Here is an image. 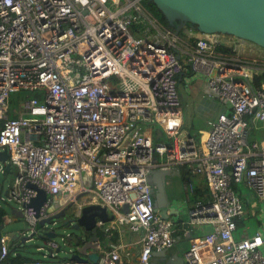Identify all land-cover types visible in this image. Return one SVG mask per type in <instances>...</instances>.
<instances>
[{
  "label": "built area",
  "instance_id": "1",
  "mask_svg": "<svg viewBox=\"0 0 264 264\" xmlns=\"http://www.w3.org/2000/svg\"><path fill=\"white\" fill-rule=\"evenodd\" d=\"M187 34L195 40L176 35L142 0H0V151L15 167L7 196L32 230L87 193L85 204L105 205L112 216L97 226L141 233L137 264H149L176 238L174 221L154 208L147 177L157 167L188 165L203 173L209 194L188 215L209 228L190 238L187 264H264L259 231L234 236L246 212L236 186L264 200V79L254 81L264 58L238 52L244 40L232 35ZM185 73L205 79L209 95L226 106L195 134L182 127ZM13 91L27 96L11 116ZM144 122L158 124L166 140ZM29 183L46 193L38 210L27 205L37 196ZM187 188L191 194V181ZM6 240L0 235V260ZM46 245L54 255L59 242ZM123 250L97 244L87 250L96 261L63 264H122Z\"/></svg>",
  "mask_w": 264,
  "mask_h": 264
},
{
  "label": "water",
  "instance_id": "2",
  "mask_svg": "<svg viewBox=\"0 0 264 264\" xmlns=\"http://www.w3.org/2000/svg\"><path fill=\"white\" fill-rule=\"evenodd\" d=\"M157 9L161 12L167 25L173 27L176 35L185 26L197 29L199 32H217L226 33L243 40L254 42L264 47V0H151ZM8 153L6 149L0 151V168L4 164V170L10 171V164L7 161ZM173 169H175L173 167ZM157 174V182L154 185L155 210L160 209L161 216H166L164 211V178L170 174V169L154 170ZM29 186L37 190V196L34 197L27 205H32L36 210L39 209L42 202L46 199L44 190L37 188L34 184ZM7 195V190H5ZM80 194L76 197L79 198ZM75 201L70 202L67 206L59 211L51 213L48 217L40 219L32 230L34 235L40 228L49 223H58L60 226L69 228L72 232L61 235L63 243L71 245L69 259L86 261L87 257L93 261L97 260L96 251L87 253L89 248L95 249L98 244L97 220L108 221L111 215L108 213L105 205L100 203H88L77 208L76 216H69L67 207ZM15 212V209H12ZM18 216L22 217L21 209H18ZM50 211V210H49ZM51 212V211H50ZM1 235V226H0ZM55 229H44L41 237L45 240L56 238ZM13 234L11 241L17 238ZM27 236L22 238L25 242ZM42 250L43 247H38ZM62 249L61 244L54 250V254ZM54 256V255H51Z\"/></svg>",
  "mask_w": 264,
  "mask_h": 264
},
{
  "label": "rangeland",
  "instance_id": "3",
  "mask_svg": "<svg viewBox=\"0 0 264 264\" xmlns=\"http://www.w3.org/2000/svg\"><path fill=\"white\" fill-rule=\"evenodd\" d=\"M217 34L219 35L220 40L224 38L225 39L229 38L228 37L229 34L226 33H217ZM186 39L189 40L187 36ZM237 50L242 54L255 55L264 58V47H261L256 43L250 42L248 40H244V44L242 47L237 46ZM115 78L116 77H114V79ZM178 89L183 96H186V94L189 92V89L183 86V82L178 83ZM26 96L27 93L25 91H20V92L13 91L9 94L8 97L9 115L11 116L15 115L22 110L23 101ZM216 101L219 102L217 99ZM183 115H184L183 117L184 123L182 127L183 130L184 129L187 130L188 134H192L196 132L197 128L200 126H207L206 117L200 114L199 115L195 114L190 104L187 105L185 104L183 106ZM144 124L145 126H151L154 131L158 129V135L160 136V138L166 140L165 133L162 131V129H160L158 124L149 123V122H144ZM254 135L256 136V138H259L258 134H254ZM187 169L189 170L191 178H193V180L198 182H203V180H205V177L202 172L200 173L192 172L188 165H184L180 167L181 172H184ZM14 172H15L14 166H11L10 171L3 172L2 170H0V206L5 209L7 216L11 217V220L9 222H5L4 217L2 218L3 227L1 228V234H3L7 238L6 242L8 245H10L12 253L14 254L20 253L22 255L21 256L22 258H18L17 260L14 259L9 260L7 258V261L11 262L12 264H22V261L28 257V258L38 259L40 261L39 262L40 264H63V261L65 259H69L70 257L69 251L73 247H71L69 243L66 242L63 243L60 236L66 235L67 233L72 232V230L69 228L62 227L58 223H49L44 225V227L40 228L34 235H31L32 229L29 227L27 221L23 217H13L11 214L12 208L20 209L21 205L15 202L13 199L8 198L5 194V190H7V187L11 182L14 176ZM147 180L151 185V189H153V186L157 182L156 174L153 170L152 172L149 173ZM180 183H181L180 189L182 190V182L180 181ZM238 188H241V190L246 195L247 200L249 201L248 213L244 214L241 217L242 220L240 225L238 226V230L240 231L247 230L249 233H252L253 230H257L264 237V200L263 201L257 200V197L253 195V191L247 186L241 185L238 186ZM91 194L92 192L90 193V195ZM87 196H88L87 193L81 194L73 204H70L67 207V213L69 214V216H76L77 208H79L80 201L87 198ZM181 197L174 198L172 203V208L175 209V212L169 216L175 222V224L180 223L182 222V220H185L187 218V206L183 202ZM153 200L155 204L156 202H155L154 194H153ZM254 201H256L255 207L252 205ZM51 227H53L55 229V232L57 233L55 239L62 246V249L59 250L56 253V255L54 254V256L49 255V249L46 245V240L41 237V234L44 231V229H50ZM98 229H100V227ZM175 229L177 230V232H179V227L177 225L175 226ZM126 231L127 233L129 232L128 227L126 228ZM19 232H23L22 238L27 236L25 242H21V241H19L20 243L12 242L10 240L11 236L13 234H18ZM22 238L20 240H22ZM173 246H175L176 248L179 247L178 244H175ZM38 247H43V249L39 250ZM263 252H264V248H263ZM45 253H47L48 255L44 256Z\"/></svg>",
  "mask_w": 264,
  "mask_h": 264
},
{
  "label": "crops",
  "instance_id": "4",
  "mask_svg": "<svg viewBox=\"0 0 264 264\" xmlns=\"http://www.w3.org/2000/svg\"><path fill=\"white\" fill-rule=\"evenodd\" d=\"M225 39V38H224ZM184 80V81H182ZM263 80V79H261ZM179 82H183V86L187 87L189 89V92L186 94V96H183L182 93H180L182 98V109L183 106L186 104H190L194 110V113L197 115L205 116L207 119V126H200L197 128L196 132L192 133L195 134L201 129H206L209 127V122L214 119L215 115L220 112L221 110H225L226 106L221 104L220 102H217L215 98H213L208 93V87L206 84L205 79L202 77H194L190 78L188 77L187 73L184 74L183 78L180 79ZM185 133H187V130H183ZM184 166V165H181ZM177 166H171L169 169L171 170L170 174H166L164 178V197L163 202L164 205V211L163 213L166 214V216L162 217H169L171 214L175 212V209L172 208V203L174 198L181 197L183 202L187 206V218L185 220H182L180 223L174 222V231L173 234L176 238L175 244H178L179 247L176 248L175 244H173L168 249L162 250V251H154L152 253L151 259L149 264H187L185 259V251L189 246L190 238L194 236L201 235L204 231H206L209 228L208 224H200V223H192L190 221L189 217V209L193 208L195 206L196 201H207L209 199L207 192H206V183L205 180L203 182H198L193 180L191 178L190 172L188 175L186 173L180 171V167ZM173 167L175 169H173ZM160 168H154V170H157ZM165 170V169H164ZM156 174V171H154ZM186 175L183 177V175ZM157 179V174H156ZM180 181L182 182V190L180 189ZM187 181H191L194 186V192L189 193L187 188ZM245 186L244 184H239L238 186ZM237 187V192L242 199L244 206L246 208V213H248V206L249 201L246 198V195L241 190V188ZM197 190V191H196ZM199 190V191H198ZM202 192L200 193V191ZM253 195L255 196L254 192ZM7 196V195H6ZM196 196V197H195ZM8 197V196H7ZM155 197V196H154ZM86 198L80 201V204H85ZM155 207V204H154ZM0 209H5L0 206ZM12 209H15L16 211L13 212ZM11 214L13 217H19L18 216V209L19 208H12ZM158 214H160V209L156 210ZM4 217L5 222H9L11 220L10 216H7L6 211L2 216H0V226L3 227L2 218ZM242 217V216H241ZM241 217L236 220L237 226L234 231L235 238H240L243 236L251 235L252 233L256 232L257 230H253L252 233H249L247 230H238V224L241 223ZM240 221V223H239ZM179 227V232L175 229V226ZM128 226L125 224H118L114 226L111 229L103 230L101 227L98 229V244L101 246H105L106 248H111L113 245L121 243L124 245V250L122 251V257L124 259V263L122 264H137L138 261V255L140 251V232H134L129 230L127 233L126 228ZM129 229V228H128ZM177 234V235H176ZM3 235V234H1ZM18 237L15 238L12 242L14 243H20L19 241L23 237V232H19ZM10 246V245H9ZM11 249V248H10ZM20 255V256H19ZM48 255V254H47ZM44 254V256H47ZM50 255V254H49ZM17 256V257H16ZM22 255L20 253H11L7 255V257L3 260H0V264H12L11 262L7 261V258L9 260H17L18 258H22ZM51 256V255H50ZM35 261L40 262L38 259L34 258H26L22 261V264H31ZM40 264V263H39Z\"/></svg>",
  "mask_w": 264,
  "mask_h": 264
},
{
  "label": "trees",
  "instance_id": "5",
  "mask_svg": "<svg viewBox=\"0 0 264 264\" xmlns=\"http://www.w3.org/2000/svg\"><path fill=\"white\" fill-rule=\"evenodd\" d=\"M142 2H143V5L147 8V9H149L155 16H157L158 17V19L161 21V22H163L164 24H166L167 25V22L165 21V19H164V17L162 16V14H161V12L157 9V7L155 6V4L151 1V0H142ZM171 28H173V27H171ZM192 30V31H194V32H199L197 29H195V28H193V27H190V26H185L184 27V29H181L180 30V32H179V34L181 35V36H187L188 34V30ZM191 41H194L195 39L193 38V37H190L189 38ZM219 48H222V49H225V50H229V47L228 46H226V45H223V44H220L219 45ZM230 50H231V48H230ZM261 79H264V73H261V74H258V75H256L255 77H254V81L255 82H260L261 81ZM30 94H32L31 92H29L28 93V96L30 95ZM184 173H186V175H188L189 174V170L187 169V170H185L184 171ZM186 175H184L183 177H185ZM194 186H193V192H194ZM197 191V190H196ZM199 191V190H198ZM192 192V193H193ZM202 192V190L200 191V193ZM206 192H207V195H208V197H209V194H208V190H207V186H206ZM196 197V196H195ZM4 212L5 211H3V209H0V216H2L3 214H4ZM239 223H240V221H239ZM240 224H238V226H239ZM99 233V232H98ZM11 247L9 246V252H10V254L12 253V250L10 249ZM9 254V253H8ZM20 256V255H19ZM17 257V256H16Z\"/></svg>",
  "mask_w": 264,
  "mask_h": 264
},
{
  "label": "flooded vegetation",
  "instance_id": "6",
  "mask_svg": "<svg viewBox=\"0 0 264 264\" xmlns=\"http://www.w3.org/2000/svg\"><path fill=\"white\" fill-rule=\"evenodd\" d=\"M154 189H156L154 186H153ZM154 189H152V191H154ZM154 193V192H153Z\"/></svg>",
  "mask_w": 264,
  "mask_h": 264
}]
</instances>
